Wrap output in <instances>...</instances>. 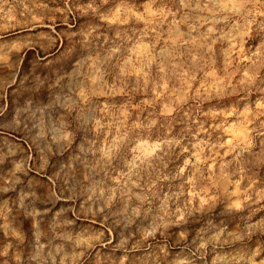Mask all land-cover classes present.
<instances>
[{
  "label": "rangeland",
  "instance_id": "1",
  "mask_svg": "<svg viewBox=\"0 0 264 264\" xmlns=\"http://www.w3.org/2000/svg\"><path fill=\"white\" fill-rule=\"evenodd\" d=\"M0 264H264V0H0Z\"/></svg>",
  "mask_w": 264,
  "mask_h": 264
},
{
  "label": "clouds",
  "instance_id": "2",
  "mask_svg": "<svg viewBox=\"0 0 264 264\" xmlns=\"http://www.w3.org/2000/svg\"><path fill=\"white\" fill-rule=\"evenodd\" d=\"M245 2H251V0H245ZM257 2H258V0H257Z\"/></svg>",
  "mask_w": 264,
  "mask_h": 264
}]
</instances>
